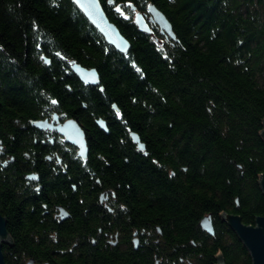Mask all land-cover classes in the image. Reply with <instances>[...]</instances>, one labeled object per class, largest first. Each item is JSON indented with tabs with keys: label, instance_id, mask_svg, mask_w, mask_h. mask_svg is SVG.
<instances>
[{
	"label": "trees",
	"instance_id": "1",
	"mask_svg": "<svg viewBox=\"0 0 264 264\" xmlns=\"http://www.w3.org/2000/svg\"><path fill=\"white\" fill-rule=\"evenodd\" d=\"M100 1L130 41L128 53L109 45L71 0H0V126L25 120L26 108L30 118L56 109L77 119L92 168L121 186L118 198L129 211L140 201L156 209L144 213L158 217L167 243L171 234L176 247L188 246L192 264H252L222 214L247 225L264 216L263 1ZM151 3L178 41L159 43L157 28L143 33L122 16L133 15L132 5L147 13ZM119 4L121 12L113 8ZM71 60L96 68L103 90L83 84ZM99 117L108 131L95 123ZM129 130L140 135L146 156ZM207 215L214 235L201 229Z\"/></svg>",
	"mask_w": 264,
	"mask_h": 264
},
{
	"label": "flooded vegetation",
	"instance_id": "2",
	"mask_svg": "<svg viewBox=\"0 0 264 264\" xmlns=\"http://www.w3.org/2000/svg\"><path fill=\"white\" fill-rule=\"evenodd\" d=\"M120 111L113 113L118 120ZM25 113V120L0 126L7 264H192L188 246L176 247L171 234L167 243L158 217L144 213L156 209L148 210L142 201L135 212L121 205V186H112L92 168L89 144L84 158L67 142L59 127L75 118L56 109L38 118L28 117L27 108ZM39 121L44 123L39 126ZM135 149L147 155V148ZM22 240L27 243L17 249Z\"/></svg>",
	"mask_w": 264,
	"mask_h": 264
},
{
	"label": "water",
	"instance_id": "3",
	"mask_svg": "<svg viewBox=\"0 0 264 264\" xmlns=\"http://www.w3.org/2000/svg\"><path fill=\"white\" fill-rule=\"evenodd\" d=\"M71 1L83 12L87 20L98 30L109 45L121 53H126L130 50L131 45L129 41L121 34L118 27L107 17L100 0ZM262 1L264 5V0ZM148 8L150 11L149 22L146 21L144 15L141 13H137L135 16V24L138 29L143 33L152 34L153 30L150 27V23H154L159 26L161 34H164L166 38L176 40L173 26L167 16L154 4H150ZM132 9H135V7L132 6ZM45 61L49 63L50 59H45ZM71 70L86 84L98 83L99 74L95 68L90 69L71 62ZM43 123L44 122L42 121L37 122L39 126ZM103 129L105 131L107 130L105 125L103 126ZM59 130L66 135L67 140L75 143L79 147V154L84 156V158L87 157L88 147L86 144L85 132L73 119L68 120L67 123L59 127ZM260 135L264 141V122ZM133 140L134 142L139 143L140 150L144 149V145L140 143L141 140L137 136H134ZM258 182L264 196V173L260 175ZM236 201L237 204H239V200L237 199ZM222 219L235 232L239 240L246 247L252 259V264H264V216L256 217L255 223L251 225L243 223L242 217L236 214L224 213L222 214ZM200 226L209 235L215 234L211 215L204 217L201 220ZM7 238L6 219L0 215V264H6L2 252V240L7 241ZM219 264H225V261L220 260Z\"/></svg>",
	"mask_w": 264,
	"mask_h": 264
},
{
	"label": "bare ground",
	"instance_id": "4",
	"mask_svg": "<svg viewBox=\"0 0 264 264\" xmlns=\"http://www.w3.org/2000/svg\"><path fill=\"white\" fill-rule=\"evenodd\" d=\"M101 2V1H100ZM102 4V3H101ZM109 4L112 6L114 3H113V1L112 0H110L109 1ZM151 4H153V3H151ZM150 5V4H149ZM155 5V4H154ZM76 6V5H75ZM132 6H134V5H132ZM132 6H131V9H132ZM156 6V5H155ZM102 7H103V5H102ZM135 7V6H134ZM149 7V6H148ZM157 7V6H156ZM115 10H117L118 12H121L122 10V8H121V4H119V5H116L115 7H113ZM158 8V7H157ZM103 9H104V7H103ZM159 9V8H158ZM161 12H163L161 9H159ZM104 11H105V9H104ZM132 11H133V15H129V14H127V13H122V16H124V17H126V18H132L133 19V22L135 23V16L137 15V13H141V14H143L144 15V17H145V19H146V21H148L149 22V17H150V11H149V8H148V10H147V13H143V12H140V11H138L137 9H136V7H135V9H132ZM80 12L83 14V12L80 10ZM105 13H106V11H105ZM164 13V12H163ZM165 14V13H164ZM84 15V14H83ZM106 15H107V13H106ZM131 16V17H130ZM85 17V16H84ZM107 17H108V15H107ZM86 18V17H85ZM109 18V17H108ZM168 18V17H167ZM87 19V18H86ZM170 21V20H169ZM171 22V21H170ZM113 23V22H112ZM151 24L152 23H150V27H151ZM154 24V23H153ZM172 24V23H171ZM116 25V24H115ZM136 25V24H135ZM117 26V25H116ZM137 26V25H136ZM155 26H156V28L158 29V31H159V34L160 35H162V36H164L165 37V39L162 37V38H158V37H156L155 36V41H157V42H159V43H163L165 40H172L171 38H166V36L164 35V34H161V32H160V28H159V26L158 25H156L155 24ZM173 26V25H172ZM118 27V26H117ZM138 28V27H137ZM155 28V27H154ZM118 29H119V27H118ZM151 29L153 30V27H151ZM120 30V29H119ZM173 30H174V28H173ZM120 32H121V30H120ZM153 32H154V30H153ZM175 32V31H174ZM121 34H122V32H121ZM153 34V33H152ZM152 34H150V35H152ZM123 35V34H122ZM175 35H176V33H175ZM124 36V35H123ZM103 37V36H102ZM125 37V36H124ZM104 38V37H103ZM127 40H128V38L127 37H125ZM105 40V39H104ZM129 41V40H128ZM162 41V42H161ZM172 41H178V39H177V36H176V40H172ZM129 43H130V41H129ZM130 45H131V43H130ZM114 48V47H113ZM115 49V48H114ZM116 50V49H115ZM117 52H119L118 50H116ZM129 52V51H128ZM128 52H126V53H128ZM119 53H121V52H119ZM126 53H122V54H126ZM71 62H74V63H76V64H80V63H77L76 61H74V60H71L70 61V67H71ZM81 65V64H80ZM83 66V65H82ZM83 67H85V66H83ZM86 68H88V67H86ZM91 69V68H90ZM96 69V68H95ZM97 70V69H96ZM73 72V71H72ZM97 72H98V70H97ZM98 74H99V72H98ZM75 75V74H74ZM76 76V75H75ZM77 77V76H76ZM78 79H79V77H77ZM80 80V79H79ZM81 81V80H80ZM83 84H85V85H87V86H90V87H99V90L100 91H102L103 90V87L102 86H100V83H101V80H100V74H99V80H98V83H96V84H86V83H84L83 81H81ZM118 105L116 104V103H112L111 104V110H112V112L114 113V114H116V112L118 111ZM114 110V111H113ZM121 112V111H120ZM56 117V116H55ZM74 121L81 127V124L79 123V121H77V119H74ZM65 123H67V121L66 122H64V124ZM95 123L101 128V129H103V126L105 125V128L107 129L106 131H108L109 129H108V120L105 118V117H99V118H96L95 119ZM36 124H37V122H36ZM64 124H62V125H64ZM38 125V124H37ZM61 125V126H62ZM60 126V127H61ZM104 130V129H103ZM84 131V130H83ZM61 132V131H60ZM61 134L63 135V136H65L66 137V135L64 134V133H62L61 132ZM134 136H137L140 140H141V138H140V135L137 133V132H134V131H131V130H129V138L134 142V140H133V137ZM85 139H86V134H85ZM66 140H67V137H66ZM67 142H69L70 144H72V145H74V146H77L75 143H73V142H70L69 140H67ZM140 143L141 144H143L144 145V149L143 150H145L146 149V145H145V143L144 142H142V140L140 141ZM86 144H88L87 143V141H86ZM134 144L137 146V148L140 150L141 148H139V143H136V142H134ZM120 202V204L122 205V201H119ZM125 207H127V205H125ZM208 216V215H207ZM204 217H206V216H204ZM203 217V218H204ZM202 218V219H203ZM201 219V220H202ZM200 223H201V221H200ZM6 227H7V221H6ZM202 229V228H201ZM203 230V229H202ZM4 242L5 243H8L7 241H5V240H3L2 241V247L4 246ZM252 260V259H251ZM7 264V263H6Z\"/></svg>",
	"mask_w": 264,
	"mask_h": 264
},
{
	"label": "rangeland",
	"instance_id": "5",
	"mask_svg": "<svg viewBox=\"0 0 264 264\" xmlns=\"http://www.w3.org/2000/svg\"><path fill=\"white\" fill-rule=\"evenodd\" d=\"M48 59V58H47ZM47 63V62H46ZM71 69V68H70Z\"/></svg>",
	"mask_w": 264,
	"mask_h": 264
}]
</instances>
